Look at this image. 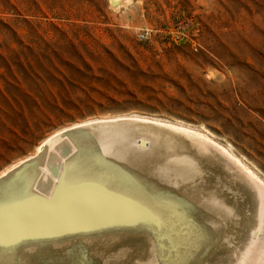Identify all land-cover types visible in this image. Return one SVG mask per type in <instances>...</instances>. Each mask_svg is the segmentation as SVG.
<instances>
[{
  "label": "rangeland",
  "instance_id": "1",
  "mask_svg": "<svg viewBox=\"0 0 264 264\" xmlns=\"http://www.w3.org/2000/svg\"><path fill=\"white\" fill-rule=\"evenodd\" d=\"M129 113L208 128L264 176V0H0V172Z\"/></svg>",
  "mask_w": 264,
  "mask_h": 264
},
{
  "label": "bare ground",
  "instance_id": "2",
  "mask_svg": "<svg viewBox=\"0 0 264 264\" xmlns=\"http://www.w3.org/2000/svg\"><path fill=\"white\" fill-rule=\"evenodd\" d=\"M216 135L139 113L56 129L0 172V264H264V176Z\"/></svg>",
  "mask_w": 264,
  "mask_h": 264
},
{
  "label": "built area",
  "instance_id": "3",
  "mask_svg": "<svg viewBox=\"0 0 264 264\" xmlns=\"http://www.w3.org/2000/svg\"><path fill=\"white\" fill-rule=\"evenodd\" d=\"M141 37H143V38H144V37H145V35H144V34H142V35H141Z\"/></svg>",
  "mask_w": 264,
  "mask_h": 264
}]
</instances>
